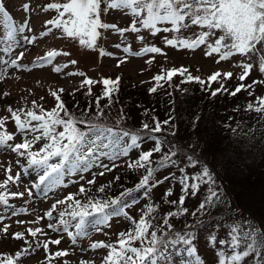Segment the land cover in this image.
I'll return each instance as SVG.
<instances>
[{"label": "snow or ice", "instance_id": "1", "mask_svg": "<svg viewBox=\"0 0 264 264\" xmlns=\"http://www.w3.org/2000/svg\"><path fill=\"white\" fill-rule=\"evenodd\" d=\"M103 0H66V2H49L44 6V11L55 10L56 16L44 22L46 31L39 33L41 37L47 35L53 29L61 30L62 34L68 38H78L81 46L88 49L97 47V39L101 36L100 29H111L124 36L126 32L139 33L142 30H148L153 36L160 32H173L177 35L171 38L165 36L163 42L165 46L177 49L195 50L201 45L207 46L206 56L218 54L220 61L226 60L234 54L248 56L257 52V44L264 42V0H107V6L101 8ZM25 12V19L17 23L12 15L6 10L3 3H0V47L3 48L5 54H11L15 49L22 46L34 45L36 35H24L26 32L31 33L33 30L29 27L31 11L29 3L21 5ZM109 9H127L133 19L128 28H121L115 24L102 23L100 13L108 12ZM190 21L191 25H197L201 29L207 28L208 31H200L194 38H181L178 34L181 29H187L190 25L185 23ZM170 24L171 27H159L158 25ZM51 25L52 27H47ZM139 25V26H138ZM213 30H219L223 33L214 43H209L208 38L213 35ZM137 40L143 41L144 37L138 35ZM225 41H230L226 43ZM114 47L124 54L123 58H118L117 66L124 63L127 54L130 52L134 56L143 54H162V49L155 45H145L139 51L132 52L130 45L117 43ZM70 56L67 51L50 50L46 54L34 59L31 64H24L20 61L24 58L25 52L20 51L16 56L5 58L0 55V79L4 78L5 73L9 69L25 70L33 67H44L52 65L54 59L59 56ZM100 56H116L114 52H106L103 48L99 50ZM152 58L146 61L151 63ZM69 64L76 65V60H70L64 64H55L52 71L60 73L62 69L68 68ZM242 72L237 79L241 82L235 86L234 90L229 91L225 84L221 81V77L225 80L233 78L231 71L221 72L216 70L207 76V80L200 76L188 75L185 82H197L202 89L209 91L211 83L217 82L219 87L210 91L212 97L218 94L227 93L236 96L241 90L253 88L257 83L264 81H253L252 84H244L243 81L249 76L250 70L253 69L252 63L241 62L239 65ZM259 71L264 73V56L259 60ZM188 71L187 68L172 67L167 70L166 75L158 73L152 77L155 82L148 89L150 94H154L159 88H163L165 83L171 85L173 77L177 74L184 76ZM68 75H80L85 77L84 72H70ZM163 81V83H162ZM120 77L115 79L110 77L102 78L97 81L92 78L85 77L80 88H87V95H92L91 85L102 84L103 90L96 97L95 116H89L91 105L88 106L81 116H76L69 112L65 102L61 99L63 89L52 91L51 96L55 99L56 104L51 110L46 111L43 107L32 102V108H18L13 110L11 107L7 111L11 114L17 132L23 137L22 142L11 144L14 140V134L4 129L7 117L0 118V147L10 149L16 153L18 157L24 158L26 164H22L19 159L16 164L22 169L24 177L31 178L35 175L31 188L39 190L47 196L54 184H63L64 178L73 174H80L83 180V173L99 165L103 171L98 175L103 176L105 172H111L112 168L117 165L114 163L120 157H127L130 150L141 149L143 141L147 138L154 141V146L146 151H140L136 160L129 162V168H144L146 174L142 176L135 185L136 190L144 189L147 195V189L155 187L162 183L159 179H154L155 173L159 169L175 167L178 164L176 159L179 154H183V166L179 167L178 183L181 186V194L177 200H168L166 203L172 206H179V210L167 211L162 217L153 215L156 208L152 204H146L145 210L142 212L139 220L128 215L126 209L136 203V199L132 197L133 189H126L120 193V196L111 200H97L95 197L88 196L86 188L81 185L78 193L69 194L64 199H57L51 205V209L46 211L44 215L48 219L47 229L53 233L64 232L71 239L73 245L77 243L78 238L86 237L88 231L86 224H91L95 231H100L102 227L108 223L112 217H126L132 227L125 232H120L115 242L104 243L102 241L94 242L89 245L92 250L99 248L108 249L107 255L103 258V264H157L158 256L163 248L173 246L181 247L182 252H186L189 259L186 264H204L199 255H196L197 249L194 247L195 234L189 229L202 228L205 226L203 220L197 219L195 225L187 224L183 230H177L170 222V218H175L188 213V208L184 207L186 197L191 194L195 197L203 186H206L204 198L200 201L197 208L191 212L192 216L197 214H208L210 209L216 208L220 204H225L223 199V191L216 184L214 171L210 168L208 162L203 155H196V149L190 148L185 152L187 146L172 145L163 135L164 126L173 123V117L160 121L153 117L154 127H150L149 123H143L141 130H129L122 126L121 121L125 119L123 115L115 122L109 125L103 121L105 115L104 107H101L100 101L107 98L109 105L112 102L113 95L119 90ZM208 85L207 88L204 86ZM186 91V89H185ZM8 93H4L7 97ZM75 95V91L71 93ZM249 92V96H253ZM43 99V98H41ZM107 107V105L105 106ZM245 111L264 114V96H258L254 101L246 103ZM63 113V115H61ZM147 113V109H145ZM264 118V115L261 116ZM78 125H83L79 127ZM174 127V125H173ZM62 129V130H58ZM235 131V129H231ZM160 134V135H158ZM175 136V131L170 133ZM42 146L34 150V146L41 142ZM167 146V151H163ZM206 148L204 151H207ZM159 159L153 161L154 153H162ZM103 159L113 161L112 167L102 162ZM187 169H191L189 172ZM11 166L6 169L10 173ZM174 179L176 177H173ZM120 177L116 176L115 180ZM168 179V177H164ZM21 181V173L17 172L15 176L8 174L6 179L0 183V207L4 212L9 208L13 209L12 215H17L27 211L26 208H15L9 203V197H23L24 192H9L10 184H19ZM96 182L95 176L88 181L91 185ZM151 182V183H150ZM109 181L107 186H110ZM66 186V185H65ZM28 188V185H25ZM105 186L99 188L100 192H104ZM173 188L169 187L165 196H170ZM28 196L32 197L33 192L28 190ZM84 195L86 199L82 202L76 198ZM126 197H132L126 200ZM58 205H65L63 210L54 216V212ZM95 214V215H94ZM91 217V220L87 218ZM4 216L0 214V220ZM40 218L38 217L37 220ZM161 220V223H156ZM74 222V223H73ZM22 223V222H21ZM70 225L75 231H70ZM226 229V237L220 238L218 243L220 248L217 250L218 264H264V226L258 227L256 224L248 220H231L223 225ZM221 225H215L220 228ZM151 229V231H150ZM4 233H8V226L2 229ZM28 233L31 237H37L42 229L29 228ZM16 240H25L24 232H15L11 234ZM211 242L217 241L216 235H211ZM61 238L51 239L50 241H36V248H40L41 244L47 252L49 243L52 245H60ZM139 242V247L135 246ZM26 247L18 250L15 254H8L0 257V264H13L14 256L18 260L21 256L30 254L32 244L25 240ZM87 249H81L86 252ZM69 253L67 250L56 251L53 255L56 258L64 257ZM249 258H251L249 260ZM67 264V261L65 262ZM80 264H93L92 261L81 260Z\"/></svg>", "mask_w": 264, "mask_h": 264}, {"label": "rangeland", "instance_id": "2", "mask_svg": "<svg viewBox=\"0 0 264 264\" xmlns=\"http://www.w3.org/2000/svg\"><path fill=\"white\" fill-rule=\"evenodd\" d=\"M49 2L63 3L66 2V0H0V3L4 4L6 10L12 15L17 23L22 22L26 15L22 10L21 5L23 3H29L31 6V11L28 14L30 16L29 27H31L33 31L31 33L26 32L24 35H36L34 45L22 46L15 49L11 54H5L3 48L0 47V55H4L7 59L10 58V56L18 55L20 51H24L25 56L20 62L31 64L34 59L46 54V52L50 50L67 51L71 53L70 56H57L52 65L33 67L32 69L19 71L9 69L5 73L4 78L0 79V118L7 117L3 130L14 134V140L9 142L11 144L22 142L23 137L17 132L14 120L11 114L7 111L8 107H11L13 110L18 108L28 109L32 108V102L35 101L38 106L43 107L46 110H51L56 104L55 99L51 96V92L62 88L64 90L62 95L61 93L58 94L61 95V99L65 97L64 100L67 102L66 107L70 113L74 114L73 111H76L77 113L74 115L81 116L89 105L92 106L89 113L92 111L93 107L96 109L95 99L102 92L103 85H91L92 95H87V88H80L81 82L85 77L99 81L106 77L115 79L116 76L119 75L123 79L122 82L120 81L122 85H124L123 82L129 84L134 82L136 84L145 85L154 75L161 73L162 71L163 73H167V70L172 67L180 68L183 66L188 69L185 75L200 76L205 80H207L208 75L216 70H220L221 72L231 71L233 73L232 79L225 80L223 77L220 79L229 91H232L235 86L241 83L237 79L242 72V68L239 65L241 62H247L252 63L254 67L250 70L249 76L243 81V83L247 85L252 84L253 81H264V73H261L258 67L260 57L264 56V42L257 44L256 53L249 54L248 56L234 54L226 60L220 61L219 64L216 63L219 58L218 54H213L211 56L205 55V52L207 51L206 45H201L195 50L177 49L165 46L163 38L165 36L171 38L172 36L177 35L173 32H160L153 36L151 32L145 29L139 33H132L129 31L126 32L124 36H120L114 30L100 29L101 36L97 39V47L95 49H88L86 46H81L79 44L78 38H68L66 35L62 34L59 29H53L44 37L39 35L40 32L46 31L44 22L56 16L55 10L44 11V6ZM106 6L107 0H103L101 8L103 9ZM100 19L102 23L115 24L121 28H128L133 17L127 9H109L108 12L101 11ZM185 23H188L190 26L187 29H181L178 34L181 38L191 39L200 31H208L207 28L201 29L197 25H191L189 20H186ZM158 26L171 27L170 24ZM47 27L51 28L52 26L48 25ZM213 33L214 34L208 38L209 43H214L220 35H223L219 30H213ZM0 34H2V29H0ZM138 35H142L144 40H137L135 37ZM225 42L230 43V41ZM117 43L130 45L132 52L139 51V49L145 45H155L162 49V54L147 53L141 56H134L130 52L127 54L125 62L120 64V66H117L118 58L124 57V54L114 47ZM100 48H103L106 52H114L116 53V56H100ZM149 58H152V62L146 63ZM70 60H76L77 64H69L68 68L62 69L60 73L52 71V67L55 66V64L62 65ZM81 71L85 73V77H81L80 75H68L70 72L78 73ZM180 77L181 76L178 75V78ZM174 80L182 82V80L177 79L176 77ZM219 86L220 84L217 82L211 83V89H215ZM123 87L125 86H122L118 93L123 95L122 102H124V104L119 105L122 107V115L125 117V119L121 121V124L131 130H141L143 123H138L140 119L136 117V114L143 103H138V101H126L127 98L124 95L125 89H123ZM191 87L192 86L190 85V88ZM204 87H208L207 83ZM196 89L198 95H195L194 98H200L199 103L205 107V110L202 108L191 109L189 105H191L194 100L189 99L188 97L185 98L184 104L181 105L183 110H187L185 113L184 111L178 113L179 108H175L174 110L167 105L165 113L171 112L174 114L173 120L175 123L173 122L168 126H164V132H169L164 136H166L169 143H173V145L187 146L184 148L185 152L189 151L190 148H195L197 156L202 154L210 168L214 171L218 188L223 191V199L226 203L210 209L208 214L201 215L198 213L197 219L203 220L205 226L202 228H193L194 230L189 229L194 231L195 234L194 247L197 249L196 255L201 257L204 264H218L217 250L220 248L218 241L220 238H227V229L223 226L225 222H231V220H248L256 224L258 227L264 226V157L259 161V155L250 158L251 161L249 166H256L254 172L257 174L253 181L250 180L247 182L248 186H250H246V189L244 188L243 190L245 191V199H241L240 196L232 199L230 196H233L232 189L228 187V185L222 184L219 179V173L227 159L228 150L226 146L231 137L227 139L224 136H220L222 132L215 131L216 133L212 134L211 137L220 142L221 146L215 145V142L212 141L216 147L214 149L208 147L210 150L204 151V148H200L202 144L198 137L199 128L196 125V114H198L197 118H202L203 115V119L205 120L208 116V123H214L213 127L216 130L217 128H220V125L225 123L228 125L227 130L233 132L232 136L235 134H245L248 131H251L254 134H257L256 137L259 138L258 131H264V118H261L264 114H257L255 112L245 111L244 109L247 102L254 101L256 97L261 96V92L264 91V83H257L253 88L248 90H241V92L234 97L227 93L218 94L216 97L207 95L206 97L208 100H205L206 97L203 95L205 90L202 89V87ZM74 91L75 95H71ZM5 92L8 93L7 97L4 96ZM249 92H252L254 95L250 97ZM72 96H74L73 100L68 98H72ZM74 98L80 99L74 100ZM86 98L90 101L89 105H84ZM101 101V107H104L105 110V118L107 117V119L112 122H116L121 116V111H117V106H114L115 99L112 100L110 105L107 98H104ZM25 103H27V107L25 106ZM81 103H83V106L80 105ZM106 105L107 107H105ZM146 108L147 107L142 108L139 113L141 120L143 118L144 123H149L151 127L154 125V120L151 115H149L150 110L144 114ZM199 110H201L202 113H205H197ZM176 112L177 121L175 119ZM159 114L160 116L163 115L161 113ZM231 129H235V131H232ZM173 131L176 133L175 136L170 134ZM146 140L148 139L146 138L143 141L140 150L147 148V146L145 147ZM42 143L43 141L38 142L34 146V150L42 146ZM146 145L150 148L154 145V141L147 142ZM164 148H166V146ZM135 151L136 150H130L127 157H120L119 160H116L114 163L117 166L112 168L111 172H105L103 176L98 175L103 169H101L99 165H96L88 172L83 173V180L80 179V174L78 173L65 177L63 184L52 185L51 190H49L47 196H45L43 193H40L39 190L31 188L32 182L35 180V175L33 174L31 178L24 177L22 169L16 164L17 159H19L22 164H26V160L22 157H18L17 154L13 153L10 149L0 147V183L6 179L8 174L15 176L17 172H20V183L10 184L8 186V191L24 192V196L9 197V203L14 205L17 209L22 207L27 209L25 212L12 215L13 209L9 208L7 212H4L3 207H0V214L4 216V219L0 220V257H4V254H10L8 251L11 250V248L18 251L26 247L25 240H27L32 244V249L29 250L30 254L20 257L19 264H38L45 259L44 256H48L46 257V260H49V264H65L66 261L67 264H80L81 260L92 261L93 264H103V258L107 255L108 249L99 248L92 250L89 248V245L99 241L104 243L115 242L118 238V234L120 232H125L122 228L123 216L110 218L108 223L105 224L100 231H95L90 223L86 224L88 235L86 237L78 238L77 243L73 245L71 239L67 236V233H53L52 230L47 229V223L49 221L44 213L51 209V205L55 203L57 199H64L70 193H78L81 185L84 187H95L108 183L122 172L120 165L127 163L129 157L134 154ZM176 159L178 160V164L175 167L159 169L156 172L157 175H155L154 179H159L162 183L147 189V195H149L155 203L157 202V205L161 209L166 205L164 201L171 199L179 189L180 184L178 183V178L180 174L178 169L183 166V154H179ZM102 162L108 164L109 167H112L113 161L103 159ZM9 165L11 166L10 173L6 172ZM187 171L191 172L192 170L187 169ZM94 176L96 182L89 185L88 181L92 180ZM164 177H168V179H164ZM173 177L176 178L174 179ZM25 185H28L27 189L25 188ZM169 187L173 188V193L170 196H165V192ZM28 190L33 192L32 197L28 196ZM205 193L206 186H203L195 197H192L189 193L187 196L190 200L187 204L188 208L193 207L194 210L195 203H197L195 205L197 208L200 201L204 198ZM80 196L81 195L76 198H79ZM132 197L136 199V203L131 207L143 204L146 201L145 190H133ZM132 197H127L126 200L130 201ZM84 200L82 199L81 201L83 202ZM167 204L171 206V204ZM131 207L126 209V211L128 215L133 216L130 209ZM58 212L59 210L56 209L54 216L58 215ZM38 217L40 218L39 220H37ZM87 219L91 220V217ZM171 223L174 225L175 229L180 226L182 227L183 224L184 229L185 225L191 224L188 220L183 222L182 219L180 221L173 219L171 220ZM217 224L221 225L218 229L215 228V225ZM5 225L8 226L7 234L2 231ZM37 227L41 228L42 232L38 233L37 237L33 238L27 230L29 228L35 229ZM14 230L24 232L25 240L14 239L11 235L16 232ZM69 230L75 231L74 227L71 225ZM211 235L217 236V241L215 243L211 242ZM55 238H61V244L57 246L49 243L47 252L42 244L40 248H36V241H50ZM135 245L140 246L138 243ZM81 249H87V251L81 252ZM172 249H178L181 251V247L179 246L163 248L161 254L158 256L157 264H186L189 259H194V257L188 258L187 256V260L185 261L186 252L181 251L179 255H173L170 252ZM60 250H67L69 254L64 257H54L53 254ZM250 259L251 258H249V260ZM245 264H247V262H245Z\"/></svg>", "mask_w": 264, "mask_h": 264}, {"label": "trees", "instance_id": "3", "mask_svg": "<svg viewBox=\"0 0 264 264\" xmlns=\"http://www.w3.org/2000/svg\"><path fill=\"white\" fill-rule=\"evenodd\" d=\"M166 75V72L164 73ZM178 75H175L171 81V85H169L168 83L164 84L163 88H159L158 91L154 94H150L148 92V89L150 87L153 86V84L155 83L152 80V77L147 81V83L145 85H141V84H136V83H124V85H122V81L123 79L120 77V81L119 82V89L122 86L123 89H125L124 91V95L127 98L126 101H138V103L142 102L143 104L141 105L140 109L137 111L136 117H138L140 120L138 121V123H144L143 118L141 120V116H140V111L142 110V108L147 107V112L149 111V115H151L152 119L153 117L158 118L159 120H164L167 119L169 116H172L174 118V114H172L171 112H166L165 113V108L167 107V105H169L172 109L175 110V108H179V112H183L184 113L187 110H183L181 108V105L184 104L185 102V98H189L192 99L194 101H192V104L189 105L191 107V109H199L202 108L205 110V107L202 106V104H200V98L196 97L194 98L195 95H198V91L196 88L201 87V85L197 82H179V81H175L174 78L176 77L177 79L180 80H186L187 75L185 76H181L180 78H178ZM116 76V77H117ZM163 83V81H162ZM190 85L192 86L190 88ZM190 88V89H189ZM186 89V91H185ZM214 90V89H211ZM205 91V93L203 94L205 97L207 95H210V91ZM120 90H118L112 97V100L115 99L114 101V106H117V111H121L122 107L119 106L121 104H124V102H122V98L123 95L119 93ZM62 95V93H61ZM261 96H264V91L261 92ZM73 97H68L70 99L73 100ZM204 97V98H205ZM82 98V97H81ZM64 98H62V100L65 102V104H67V102L64 100ZM80 99V98H78ZM77 98H74V100H78ZM119 99V100H118ZM96 100V99H95ZM205 100H208L207 97L205 98ZM102 102V101H100ZM90 101L86 98V100L84 101V105H89ZM103 104V103H102ZM27 105V103H25V106ZM80 105L83 106V103H81ZM188 106V107H189ZM27 107V106H26ZM213 108V107H211ZM46 110V109H45ZM49 110V109H48ZM46 110V111H48ZM182 110V111H181ZM196 111V110H195ZM95 112L96 109L93 107L92 111L90 113H88L89 116H95ZM74 114H76V111H73ZM163 114L162 116H160V114ZM197 113L199 114H204L205 112H201V110H199ZM122 111L120 113V115H122ZM145 114V112H144ZM177 112L175 113V119L177 121ZM61 115H63V113H61ZM119 115V113H118ZM150 117V118H151ZM198 114H196V125L199 128L198 131V137L200 138V142L202 144V146L200 147L201 149H214L216 146H214V142L215 145H220V142L214 140L211 136L212 134L216 133V132H222V134L220 136H224L225 138H230L228 144H227V150H228V154H227V159L225 160V165L223 166V168L221 169L219 175H220V181L222 182V184L228 185V187H230L232 189V195H230L232 197V199H235L237 196H240L241 199H245V191L244 188L246 189V186H248V181H253V179L255 178V175L257 174L256 172H254L256 170V166H252L250 167V158L252 156H256L259 155L258 161L264 157V131L260 130L258 131L259 134V138H257V134H254L251 131H248L245 134H235L232 136L231 131L227 130V124H222L220 125V128H217V130L213 127L214 123H208L209 117L207 116V119H203V115L202 118H197ZM103 121L105 123H108L110 126L114 125L115 122H112L111 120L107 119V117L105 118V116L103 117ZM173 122L175 123V121L173 120ZM150 125V124H149ZM79 127H83V125H78ZM151 127H154V125H152ZM128 129V128H127ZM62 130V129H60ZM131 130V129H129ZM136 131H140V130H136ZM216 131V132H215ZM169 133V132H168ZM167 131L163 132V135L168 134ZM160 135V134H158ZM151 140H146V144L147 142H150ZM214 141V142H212ZM145 144V147L147 146L146 149L144 150H136L134 154H132L127 163H123L122 165H120L122 172L117 175L120 177V179L117 181L115 180V177L110 180L112 181L110 186H107L108 183L106 184H102L100 186H95V187H91V186H86V190H87V195L88 196H93L95 197L97 200H111V199H115L118 198L120 196V193L125 191L126 189H135V185L139 182V180L142 178V176L144 174H146V169L144 168H140V169H136V168H129L128 164L129 162H132L134 160H136L139 156V152L140 151H146L150 148H152L154 145H152L150 148L148 145ZM173 145V143H170ZM210 149H209V148ZM163 151H167V146L166 148L163 149ZM163 154L162 153H154L153 155V161L159 159V157ZM224 161V159H223ZM222 161V162H223ZM155 175H157L155 173ZM155 177V176H154ZM222 177V178H221ZM247 183V185H246ZM101 186H105V190L104 192H100L99 188ZM250 186V185H249ZM248 186V187H249ZM243 191V192H242ZM181 194V186L179 185V189L176 192V194L169 200H177L178 201V197ZM229 195V194H228ZM239 198V197H238ZM78 199L80 200H84L85 196L81 195ZM126 199V198H125ZM165 202V201H164ZM188 202H190V200L186 197V201L185 204L183 205L184 207L188 208L187 204ZM146 204H152L154 208H156V212L153 213V215H156L158 217H162L167 211L173 210L175 208V210H179V206H169L166 202H165V206H163V208L161 209L158 205L157 202L155 203L154 200L151 199V197L149 195H146V201L143 204H140L136 207H131V212L133 214L134 219L139 220L142 212L145 210L144 206ZM197 203H195L196 205ZM194 205V210L196 209ZM65 207V205H58L57 209L63 210V208ZM188 213L184 214L182 216H178L175 218H170V222L173 219H177V221H180L182 219L183 222H185V220H188L191 224L195 225V221L197 220V216H192L191 212L193 211V207L188 208ZM123 218V231H127L130 227H132L130 221L126 218V217H122ZM161 220H157L156 223H161ZM184 225V224H183ZM183 225L182 227L180 226L179 228L177 227V230H183ZM194 230V229H193ZM16 232H21L19 230H14ZM151 231V229H150ZM119 232V231H118ZM139 244V242H136ZM136 246V245H135ZM137 247H139L137 245ZM8 252H10V254H15V249L9 250ZM181 251L177 250V249H172L171 253H174L179 255ZM7 253V252H5ZM5 256H7L8 254H4ZM4 256V257H5ZM187 253L185 255V261L187 260ZM46 257L48 256H44V260L40 261L38 264H47L49 262V260H46ZM189 258V257H188ZM20 259V258H19ZM19 259L17 260L14 256L13 259V264H19ZM47 261V263H46ZM49 264V263H48Z\"/></svg>", "mask_w": 264, "mask_h": 264}]
</instances>
